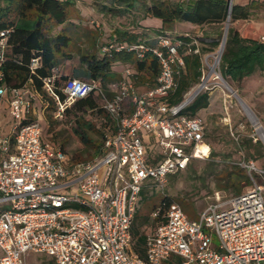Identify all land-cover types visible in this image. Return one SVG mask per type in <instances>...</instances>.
<instances>
[{
    "label": "built area",
    "instance_id": "2783aa9c",
    "mask_svg": "<svg viewBox=\"0 0 264 264\" xmlns=\"http://www.w3.org/2000/svg\"><path fill=\"white\" fill-rule=\"evenodd\" d=\"M11 33L12 28L0 29V116L7 110L11 118L8 132L0 125V264H27L31 252L46 253L57 264H264V185L254 176L264 170L253 159L242 163L253 182L250 188L226 196L217 192L198 218H190L176 200L163 203L151 213L150 222L157 224L148 233L145 257L133 246L143 189L164 188L170 174L212 152L204 120L179 115L192 100L167 101L177 86L176 69L184 65L181 39L163 34L153 47L103 46V51H135L140 59L148 50L155 53L158 84L144 91L130 67L110 85L112 95L101 79L70 77L61 98L57 68L42 77L55 118H65L68 108L91 93L98 94L109 115L99 124L100 152L76 160L62 145L44 140L34 105L40 93L32 78L22 86L7 83L4 65L22 63ZM42 65L40 55L32 56L30 73Z\"/></svg>",
    "mask_w": 264,
    "mask_h": 264
},
{
    "label": "trees",
    "instance_id": "16d2710c",
    "mask_svg": "<svg viewBox=\"0 0 264 264\" xmlns=\"http://www.w3.org/2000/svg\"><path fill=\"white\" fill-rule=\"evenodd\" d=\"M94 1L98 3L101 0ZM109 2L112 6L105 5L104 10H115L119 14H127L142 6L146 15L160 19L162 26L157 30L147 29L140 32L116 29L113 33V41L107 44L125 43L131 45L145 43L150 47L157 43V36L166 34L167 26L176 21L199 25L217 24L225 20L227 22L230 7L229 0H109ZM74 5H76V0H0V29L12 28L10 42L14 53L22 61V63L9 61L4 65L8 84L22 86L31 77L34 87L39 93H45L42 77L52 73V70L59 64L60 56L68 59L73 56V51L70 50L73 47L74 36L69 30L68 24H73L70 12ZM260 5L261 3L255 0L247 5L235 3L232 7L230 19L232 18L233 21L247 19L251 15V9ZM205 33L207 37L211 35V32L207 31ZM215 34L217 38L211 41L207 47H200L193 43V37L189 34L178 36L183 42L179 52L183 55L184 65L176 69L177 86L167 98L170 105L183 101L185 94L200 82L203 75L202 54L213 51L218 46L220 47L224 30L218 29ZM197 48H199L198 52L195 51ZM34 55L42 57L43 65L36 74H31L28 63ZM79 60L85 66L83 70L85 76L89 77L88 79H101L109 95H112L110 85L113 80L119 77L113 69L116 62H123L133 69V79L139 91L156 87L158 84L160 63L152 50H148L144 58L141 59L135 51L128 49L116 50L113 48L109 51H103L102 56L86 50L85 52H79ZM257 71H264V40L244 37L237 27H229L225 49L221 57V73L226 79L239 81ZM122 74L119 80L122 78ZM68 79L67 76H61L58 79V91L61 98L66 96L62 87ZM49 98L48 113L55 107L53 99ZM209 100V91H201L180 111L179 115L196 116L199 110L208 107ZM72 108H78L82 111L97 110L99 112V122L109 120V115L101 106L99 96L96 93L78 99L72 107L68 108L67 113ZM51 117L54 116L51 115ZM50 122L53 124L54 120H50ZM77 123L76 133L86 146L92 147L94 145L93 139L89 136L87 130L96 129L95 123L81 117L77 118ZM101 135L103 137L102 132ZM205 137L208 141L207 134ZM256 143H262L261 139H258ZM100 148L101 145H94L96 154L100 152ZM192 160L187 169L191 168ZM242 178L245 179V183L251 182L246 169L238 164H233L231 169L227 170V173L223 176V184L218 185V187L225 189L232 187L236 193H240L242 192ZM171 200L174 199L167 196L163 203L168 204ZM150 216L151 214L142 215L140 224L150 222ZM138 217L139 209L132 226L133 246L140 256L145 257L148 233L154 229L157 222L151 223V226H153L151 230L143 233L138 226ZM50 259L56 263L53 257Z\"/></svg>",
    "mask_w": 264,
    "mask_h": 264
},
{
    "label": "rangeland",
    "instance_id": "374dc122",
    "mask_svg": "<svg viewBox=\"0 0 264 264\" xmlns=\"http://www.w3.org/2000/svg\"><path fill=\"white\" fill-rule=\"evenodd\" d=\"M240 1L250 3L252 0H234V4ZM255 1L261 5L253 7L250 17L245 20L233 21L231 18L227 22L225 20L217 24L206 23L204 25L176 21L167 26L165 33L176 39H179V35L189 34L193 37V43L200 47H207L211 41L217 38L216 31L218 29L225 30L228 23L229 27H237L239 30L243 25L251 23L263 31L264 0ZM105 5L112 6L109 0H101L98 3L94 0H76V5L71 8L70 12L73 24H68L69 30L74 36L73 47L70 50L73 51V56L69 59L60 56L59 64L56 67L60 77H75L74 69H76L80 78L88 79L83 73L85 66L79 60V52L88 50L102 56L103 46L113 41V33L116 29L140 32L147 29L157 30L161 27L159 21L146 15L142 6L127 14H119L115 10H104ZM207 31L211 32L209 37L206 36L205 32ZM257 39H262V35ZM219 49L218 46L215 50L202 54L203 75L200 82L193 87L200 84L208 76L210 72V67L207 64L208 57L214 63ZM127 67L128 65L123 62H116L113 69L121 77ZM218 69L221 72V61L218 64ZM119 77L113 80L112 84L118 82ZM224 80L238 96L216 80H212L208 87L203 90L209 91L210 103L208 107L197 112V116H200L205 122L206 134L211 143L213 154L211 152L209 158L193 159L191 168L170 174L168 183L164 188L153 185L143 189L138 217V226L141 232H149L153 227L149 221L143 225L140 224L142 215H150L156 207L163 203L167 196L178 201L190 218H198L201 210L215 199L217 192L222 196L236 193L232 187L229 189L218 187V185L223 184L222 178L227 170L231 169V165L242 166L244 160L253 159L256 166L264 170V142L261 140L262 143H256V138L260 137L259 133L240 102V98H242L252 108L264 126V71H257L239 81L225 77ZM49 101V95L40 93V96H36L34 103L36 117L43 126L44 140L62 145L76 160L94 158L97 155L94 151V145H101L102 143L99 112L97 110L82 111L78 108H72L65 118H52L53 110L48 113V107L45 105L43 107L44 102ZM78 117L92 120L96 125V129L87 130L93 139L94 145L92 147L86 146L75 131L78 126ZM50 120H54L53 124ZM51 125L53 126L51 127ZM3 131L5 132V130ZM246 173L248 174L247 169ZM254 176L257 183L264 185V173L255 171ZM252 184V181L245 183V179L242 178V191L250 188ZM214 241H218L216 234H214ZM50 258L52 256L46 253L31 252L27 255L26 261L27 264H56Z\"/></svg>",
    "mask_w": 264,
    "mask_h": 264
},
{
    "label": "bare ground",
    "instance_id": "6f19581e",
    "mask_svg": "<svg viewBox=\"0 0 264 264\" xmlns=\"http://www.w3.org/2000/svg\"><path fill=\"white\" fill-rule=\"evenodd\" d=\"M229 21V20H228ZM227 27L229 28V23L227 24ZM221 61V56H220V50L219 53L215 59V62L212 63L210 61V58L208 57L207 60V64L210 67V72L208 74V76L204 79L203 82H201L200 84L196 85L195 87H193L190 92L187 94V100L191 101L195 98V96L198 93H201V91H203L206 87H208V85L210 84V82L212 80H216L218 83H220L221 85L227 87L228 89H230L236 96L237 93L234 91V89L231 88V86L226 83V81L224 80V77L222 75V73L220 72V70L218 69V64ZM240 98V97H239ZM240 102L243 105V107L246 110V113L249 115V117L252 119L254 126L256 127L257 131L259 134H261V136H264V126L263 124L260 122V120H258V118L256 117V115L253 113V111H251L244 103H243V99L240 98ZM245 102V101H244Z\"/></svg>",
    "mask_w": 264,
    "mask_h": 264
},
{
    "label": "crops",
    "instance_id": "0c3cea01",
    "mask_svg": "<svg viewBox=\"0 0 264 264\" xmlns=\"http://www.w3.org/2000/svg\"><path fill=\"white\" fill-rule=\"evenodd\" d=\"M239 4L246 5L248 3H245V1L243 2L240 1ZM155 20L159 21L161 24L160 26H162V21L160 19L155 18ZM242 20H245V19H242ZM239 32L242 36L248 37V38H258L260 35H262V37L264 36V30L262 31L260 27H257V26L255 27L251 23H247L243 25L242 28L239 30ZM77 73H78V70L74 69V74H75L74 76L80 77L77 75ZM64 74H67V73H64ZM10 121H11V118L6 110V112L2 116H0V125H1L2 132H4L3 130H5V132H8Z\"/></svg>",
    "mask_w": 264,
    "mask_h": 264
},
{
    "label": "water",
    "instance_id": "95a60500",
    "mask_svg": "<svg viewBox=\"0 0 264 264\" xmlns=\"http://www.w3.org/2000/svg\"><path fill=\"white\" fill-rule=\"evenodd\" d=\"M232 7H233V5H232V3H230V7H229V15H228V19H227V21L228 20H230V14H231V12H232ZM228 31H229V28L227 27V26H225V30H224V34H223V38H222V41H221V44H220V56L222 57V54H223V52H224V49H225V45H226V40H227V36H228ZM204 81V80H203ZM202 81V82H203ZM199 94V93H198ZM197 94V95H198ZM196 95V96H197ZM195 96V97H196ZM242 99V98H241ZM243 103L251 110V111H253L252 110V108L246 103V102H244V100H243ZM253 113H254V111H253ZM255 114V113H254ZM256 115V114H255ZM256 117L258 118V116L256 115ZM259 120V119H258ZM259 138H257V139H261L263 142H264V136H261V134H259Z\"/></svg>",
    "mask_w": 264,
    "mask_h": 264
}]
</instances>
